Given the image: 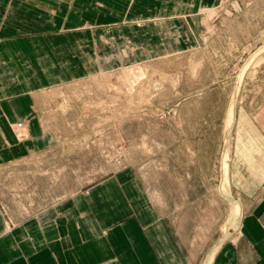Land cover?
I'll list each match as a JSON object with an SVG mask.
<instances>
[{
    "label": "rangeland",
    "instance_id": "rangeland-1",
    "mask_svg": "<svg viewBox=\"0 0 264 264\" xmlns=\"http://www.w3.org/2000/svg\"><path fill=\"white\" fill-rule=\"evenodd\" d=\"M46 4L0 33V106L26 103L0 140L27 145L0 163L2 232L110 186L203 264L264 187V0Z\"/></svg>",
    "mask_w": 264,
    "mask_h": 264
},
{
    "label": "crops",
    "instance_id": "crops-1",
    "mask_svg": "<svg viewBox=\"0 0 264 264\" xmlns=\"http://www.w3.org/2000/svg\"><path fill=\"white\" fill-rule=\"evenodd\" d=\"M58 1L0 0V33L9 32V18L21 17L24 11L33 15L37 11L41 16L43 8H52L46 3ZM6 44L0 41L1 47ZM7 81L0 72V82ZM15 97L4 104L6 109L0 106L2 131H8L9 122L25 114V95ZM36 126L33 122L30 129H38ZM34 141L41 149L50 146L45 137ZM0 143V163L24 155L21 151L27 149L23 143L10 151L2 139ZM112 189L92 187L46 206L35 217L18 214L15 218L11 208L16 226L10 232H2L0 218V264H190L162 219L141 216L138 203L126 201L121 192ZM245 192H259L260 196L240 202L237 229L218 248L212 264H264V187H247Z\"/></svg>",
    "mask_w": 264,
    "mask_h": 264
},
{
    "label": "bare ground",
    "instance_id": "bare-ground-1",
    "mask_svg": "<svg viewBox=\"0 0 264 264\" xmlns=\"http://www.w3.org/2000/svg\"><path fill=\"white\" fill-rule=\"evenodd\" d=\"M225 185V184H224ZM221 189H223V187L221 186ZM225 191V190H224ZM228 192V191H227ZM229 193V192H228ZM236 199V198H235ZM239 209V208H238ZM238 213H239V210H238ZM240 217V216H239ZM239 221V219H238ZM238 223V222H237ZM236 227V226H235ZM237 228V227H236ZM214 250V249H213ZM214 253L213 252L212 254H210V256L207 258V260L203 263V264H212V260H213V256H214Z\"/></svg>",
    "mask_w": 264,
    "mask_h": 264
}]
</instances>
